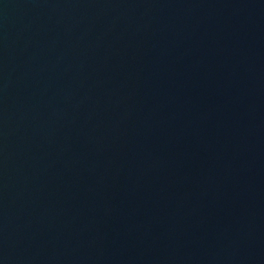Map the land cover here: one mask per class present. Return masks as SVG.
Masks as SVG:
<instances>
[{
  "label": "water",
  "instance_id": "obj_1",
  "mask_svg": "<svg viewBox=\"0 0 264 264\" xmlns=\"http://www.w3.org/2000/svg\"><path fill=\"white\" fill-rule=\"evenodd\" d=\"M0 264H264V0H0Z\"/></svg>",
  "mask_w": 264,
  "mask_h": 264
}]
</instances>
